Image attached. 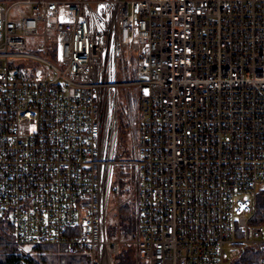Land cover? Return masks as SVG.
Listing matches in <instances>:
<instances>
[{
	"label": "built area",
	"instance_id": "built-area-1",
	"mask_svg": "<svg viewBox=\"0 0 264 264\" xmlns=\"http://www.w3.org/2000/svg\"><path fill=\"white\" fill-rule=\"evenodd\" d=\"M133 86L137 133L119 161L118 89ZM121 164L135 178L129 243L108 236ZM262 189L264 0H0V212L18 246L87 264L130 245L135 264H241L252 248L264 264Z\"/></svg>",
	"mask_w": 264,
	"mask_h": 264
},
{
	"label": "trees",
	"instance_id": "trees-1",
	"mask_svg": "<svg viewBox=\"0 0 264 264\" xmlns=\"http://www.w3.org/2000/svg\"><path fill=\"white\" fill-rule=\"evenodd\" d=\"M118 110L119 106H118ZM120 111L118 114L119 131ZM131 142V141H130ZM131 144V143H130ZM124 153L120 147V137L118 134L117 159L125 161ZM132 170V169H131ZM124 171V169L122 170ZM121 172V171H120ZM130 174L132 181L134 175ZM125 176V175H124ZM256 223H264V189L261 190L258 197V210L254 218ZM108 236L110 239H119L122 242L129 243L135 239V214L132 204H122L119 210L118 224L112 228L108 227ZM30 250H25L26 255L22 254L20 247L15 243L12 225L9 218V211L0 212V264H87L82 254L68 255L63 246L57 245H34L27 246ZM128 249L127 263L135 262L134 246H124ZM260 254L257 250L249 248L241 258V264H259Z\"/></svg>",
	"mask_w": 264,
	"mask_h": 264
},
{
	"label": "rangeland",
	"instance_id": "rangeland-1",
	"mask_svg": "<svg viewBox=\"0 0 264 264\" xmlns=\"http://www.w3.org/2000/svg\"><path fill=\"white\" fill-rule=\"evenodd\" d=\"M37 39L34 36L28 37V51L33 54L42 55L41 51L37 49ZM133 59L131 64L128 62L126 63V74L129 81H135L137 79V68L139 65V54L138 52L132 53ZM45 57L53 59L51 56L44 55ZM37 67L39 69H42L44 72L46 71L45 66L42 64H38ZM119 80H124L123 72L119 71ZM121 88V87H119ZM118 105L119 109L118 114L120 111V120H119V137H120V147L121 151L124 153V159L123 160H131L132 155L130 153L131 149V139L134 135L137 133V126L139 121V113H138V87H126L124 89H118ZM124 169V171H122ZM131 166L128 164H121L116 169V174L114 178V189L116 187H119V191H115L113 189V192L110 197V207H109V218H108V227L112 228L118 224L119 221V210L121 207V204H132L133 203V188L135 183V178L132 181L130 178V174H133V170H131ZM121 171V172H120ZM120 173V175L118 174ZM125 175V176H124ZM134 175V174H133ZM239 240L244 239L243 236L238 237ZM20 247V246H19ZM227 252H231L232 250L241 251L242 246L240 244H226L225 246ZM21 252L22 250L25 252V250H30V247H20ZM25 254H27L25 252ZM24 254V255H25ZM128 254V249L126 247H121L120 252L115 255L114 257V263L115 264H129L126 261ZM135 264V262L132 260V263ZM142 264H148V260H142ZM225 264H236L235 260L233 258H230Z\"/></svg>",
	"mask_w": 264,
	"mask_h": 264
}]
</instances>
